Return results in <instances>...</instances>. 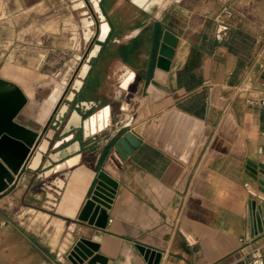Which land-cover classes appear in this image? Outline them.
<instances>
[{
  "label": "crops",
  "instance_id": "1",
  "mask_svg": "<svg viewBox=\"0 0 264 264\" xmlns=\"http://www.w3.org/2000/svg\"><path fill=\"white\" fill-rule=\"evenodd\" d=\"M91 1L101 18L95 60L81 65L57 113L29 126L38 142L0 193V264H74L81 238L97 249L77 264H149L139 246L156 264L264 255V231L246 237L251 210L264 226V194L246 168L264 162V104L255 102L264 0ZM165 31L177 38L168 71L156 66ZM108 112L109 125L91 135L85 121L95 113L100 128ZM128 132L137 145L121 159L115 146ZM98 171L116 184L103 229L77 220Z\"/></svg>",
  "mask_w": 264,
  "mask_h": 264
},
{
  "label": "rangeland",
  "instance_id": "2",
  "mask_svg": "<svg viewBox=\"0 0 264 264\" xmlns=\"http://www.w3.org/2000/svg\"><path fill=\"white\" fill-rule=\"evenodd\" d=\"M97 25L91 0H0V134L14 124L39 127L57 113L87 61ZM259 30L264 40V18ZM22 137L29 139L27 131ZM21 221L39 230L47 224L44 217Z\"/></svg>",
  "mask_w": 264,
  "mask_h": 264
},
{
  "label": "water",
  "instance_id": "3",
  "mask_svg": "<svg viewBox=\"0 0 264 264\" xmlns=\"http://www.w3.org/2000/svg\"><path fill=\"white\" fill-rule=\"evenodd\" d=\"M95 16L98 20L95 37L98 41H101L99 37V21H101V18L99 14H95ZM176 44L177 38L171 32L165 31L162 36L156 61V66L158 69L162 71L169 70L170 60L173 56ZM91 57V55H88L86 61L87 63ZM94 114L95 113L91 114L88 118L92 117ZM108 125L109 112L103 120L102 127L97 128V130L89 131H91V133H95L96 131L103 130ZM26 131L28 133L29 139L22 137ZM38 136L39 135L37 132L15 124L12 125L9 131L2 132L0 134V193L4 192L10 185H12L17 174L26 165L27 159L32 149L35 147V142L39 138ZM136 145V138L133 134L128 132L124 134L123 137L117 142L115 150L121 159H125ZM246 168L251 178L257 181L259 191L264 194V162L257 164L247 162ZM115 187V182L107 175L105 171H98L94 189L91 195L83 203L77 216V220L85 221L90 225H94L97 228L103 229L107 223V214L105 209L109 207ZM251 205L254 206L255 204L252 202ZM261 208L264 210V203H261ZM254 221L256 228L253 226ZM262 231H264V226H262V220L259 212H253L251 210L250 216L248 217L247 239L252 238L254 234L261 233ZM96 249V244L82 239L71 248L68 258L74 264H77L82 260H86L87 256L90 257L92 255V251H95ZM139 250L141 252H145V257L149 256V264H156L158 254H156L154 258L153 253H150L149 250H144V248L140 246ZM96 259V256L92 257L89 260V263H94Z\"/></svg>",
  "mask_w": 264,
  "mask_h": 264
},
{
  "label": "built area",
  "instance_id": "4",
  "mask_svg": "<svg viewBox=\"0 0 264 264\" xmlns=\"http://www.w3.org/2000/svg\"><path fill=\"white\" fill-rule=\"evenodd\" d=\"M231 12L229 11H224V17H231ZM220 23L224 24V19L223 18H219V16H217ZM255 102L259 103V104H264V82H262V88L258 91V96L255 99ZM91 135H93L94 133H91V131H89ZM251 239V238H250ZM250 239H247V241H249ZM248 264H264V255H262L261 251L259 248H255L254 250H252V252L250 253V260L248 261Z\"/></svg>",
  "mask_w": 264,
  "mask_h": 264
},
{
  "label": "bare ground",
  "instance_id": "5",
  "mask_svg": "<svg viewBox=\"0 0 264 264\" xmlns=\"http://www.w3.org/2000/svg\"><path fill=\"white\" fill-rule=\"evenodd\" d=\"M157 1H159V0H137V2L139 3V4H141V5H144L145 7H148V5L149 4H153V3H155V2H157ZM148 3V4H147ZM96 14H98L97 12H96ZM85 24V26H87L88 25V23L87 22H85L84 23ZM100 28V27H99ZM90 33H91V31L90 30H88L87 32H86V37H88L89 35H90ZM102 40V39H101ZM104 40V39H103ZM95 47H98V45H96V46H94V48L92 49L91 48V50L89 51V55H91L92 56V51H94V49H95ZM96 49H98V48H96ZM86 64H87V67H88V63L87 62H85ZM86 74V73H85ZM85 76V75H84ZM83 76V77H84ZM78 78V77H77ZM47 104L50 106L51 105V103L50 102H47ZM47 105V106H48ZM48 108V107H47ZM76 120V119H75ZM101 126V125H100ZM85 128H86V130H89V129H97V123H96V127H95V125H94V123H93V117H90L88 120H86L85 121ZM44 147V145H41V148H43Z\"/></svg>",
  "mask_w": 264,
  "mask_h": 264
},
{
  "label": "trees",
  "instance_id": "6",
  "mask_svg": "<svg viewBox=\"0 0 264 264\" xmlns=\"http://www.w3.org/2000/svg\"><path fill=\"white\" fill-rule=\"evenodd\" d=\"M103 13H104V12H103ZM93 43H94V40L92 41V44H93ZM103 47H104V46H102V48H103ZM94 60H95V59H91V60H90V62H91V63H93V62H94ZM82 92H84V87H83V86L81 87V89H80V91H79V93H78L77 97H79V96H80V94H81Z\"/></svg>",
  "mask_w": 264,
  "mask_h": 264
}]
</instances>
